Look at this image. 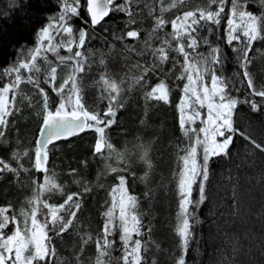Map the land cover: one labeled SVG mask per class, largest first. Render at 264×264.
<instances>
[{"label":"snow or ice","instance_id":"obj_1","mask_svg":"<svg viewBox=\"0 0 264 264\" xmlns=\"http://www.w3.org/2000/svg\"><path fill=\"white\" fill-rule=\"evenodd\" d=\"M31 3L32 0H21L18 7L23 10ZM56 3L57 14L46 18L35 30L34 45L22 50L19 57L0 73V80L6 79L0 83V143L6 142V133L14 123L10 117L22 111L17 98L27 100L28 108L37 104L39 110L36 115L40 124L34 154L24 152L23 156L29 157L31 168L44 174L43 183L33 180L36 185L33 195L27 201V208L21 209L19 214L13 212L11 205H0V264H56L57 261L64 264V257L58 256L54 237L63 238L75 228L78 213L82 210L83 194L91 192L92 187L85 183L82 193L65 194L55 174L49 173V146L92 131L95 133L92 156L107 159L105 150L110 154L113 150L108 130L117 124V113L124 108L122 94L125 89L122 85L125 79L130 78L132 84L146 85L149 73L159 72L167 76L171 69L166 70L164 65L170 60V51L182 57L179 74L173 76L177 81H184L177 105L179 127L191 141L181 149L184 154L180 156L182 166L176 184L178 205L174 228L180 249L175 264H186L185 257L192 240L191 221L195 219L192 210L206 199L205 182L209 180L211 162L217 157L231 156L229 149L236 134L242 135L259 153H264V143L257 142L234 126L235 110L240 104H248L252 112L264 111V106L251 99H264V81L250 70L255 59L254 54L250 55L254 44L264 42V0H207L204 6L196 7H191L189 0H157L156 5H144L151 8L148 14L151 31L144 41V51H137L129 44H124V48L129 53L150 56L151 62L132 64L130 72L132 69L136 72L117 80L107 70L105 59L101 58L99 65L103 66V71L95 84L100 101L105 103L102 109L86 103L82 84V74L91 67L88 55L92 53L86 55L89 29L95 30L113 13H122L128 18V30L114 39L122 43L126 39L139 40L140 31L130 26L137 23V16L141 14L136 10L140 7V0H56ZM38 4L44 9L50 6V0H38ZM249 4L258 6L260 11L250 10ZM157 6L159 14H156ZM173 9L178 14L174 18H165L164 14ZM222 21L226 26L216 39L226 45V49L208 38L220 28ZM169 25L170 31L165 33L160 46L154 47L152 38H159ZM202 30H206L208 35H202ZM202 46L207 47L206 52L199 50ZM61 49L67 55H62ZM229 51L234 54L238 77L225 75ZM261 55L264 56V52ZM239 83L246 87L249 97L246 100L232 95L233 87ZM24 84L34 89V95L24 92L21 87ZM169 94L168 83L160 80L145 91L144 98L168 104ZM202 109L206 110V116H203ZM197 120L202 125L198 129L194 127ZM141 123H146V120H141ZM115 154L123 160V154ZM147 156L145 150L141 159L151 168ZM11 159L16 166L0 157V179L12 174L19 180L22 172L29 171L19 152L13 153ZM123 162L128 163L126 160ZM105 167L111 173L128 170L127 166L122 169L111 165ZM74 173L76 169H70V174ZM116 179L117 183L109 192L110 203L102 214L100 238L95 241V264H112L114 259L120 264H146L145 254L149 245L143 239L144 213L139 199L129 191L126 176L120 175ZM141 179L145 180L146 176ZM194 191H198L196 199L193 198ZM46 193H59L65 198L62 203L53 204L44 199ZM148 195L150 190L146 193ZM196 223H199L198 219ZM146 231L150 234L151 228ZM117 238L121 255L114 257L112 253ZM91 240V235L80 237L68 264H81V254ZM151 264H157V261L153 260Z\"/></svg>","mask_w":264,"mask_h":264},{"label":"trees","instance_id":"obj_2","mask_svg":"<svg viewBox=\"0 0 264 264\" xmlns=\"http://www.w3.org/2000/svg\"><path fill=\"white\" fill-rule=\"evenodd\" d=\"M20 2L21 0H0V73L19 57L22 50L34 45L35 30L42 26L46 18L57 14L56 0H50V6L44 9L40 8L38 0H32L29 7L21 10L18 7ZM206 3L207 0H189L191 7L204 6ZM156 4L157 0H140V7L136 10L141 14L137 16V23L130 26L140 31L139 40L126 39L122 43L114 39L128 30V18L122 13H113L95 30L89 29L86 55L92 53L88 55L91 67L82 74L87 104H95L100 109L105 107V103L99 99L95 84L103 71V66L99 65L101 58L105 59L107 70L117 80L130 77L136 72L135 69L130 72L132 64L151 62L152 58L148 55L127 52L124 44L131 45L137 51H144V41L151 31V17L148 15L151 8L144 5ZM249 9L260 11L258 6L252 4H249ZM156 14H159L158 6ZM176 14L178 11L173 9L164 15L170 19ZM75 22L79 24L78 20ZM225 26L222 21L220 28L208 37L214 44H220L222 49H226V45L216 37L222 34ZM169 31L170 25L159 34V38H152V45L160 46L165 33ZM201 34L208 35L206 30H202ZM256 49L261 51L257 52ZM199 50L206 52L207 47L202 46ZM261 52H264V42L258 41L254 44L253 53H250L255 55L250 70L259 80L264 81V56ZM61 53L67 55L63 49ZM169 55L170 60L164 65L166 70L171 69L167 76L159 72L149 73L146 85L132 84L130 78L125 79L122 85L125 89L122 94L124 108L118 111L117 124L108 130V135L114 152L123 154V160L93 157L95 133L92 131H85L75 138L49 146V173L55 174V179L62 185L65 194L82 193L85 183L92 187L91 192L83 194L82 210L78 213L75 228L63 238L54 237L58 256L64 257V264L72 259L71 254L80 237L86 235H91L92 240L85 246L80 261L81 264H95V241L100 238L104 220L102 214L110 203L111 187L117 183L116 178L120 175L126 176L129 191L139 199L144 213L143 239L149 245L145 254L146 264H151L153 260L157 264H175L179 257V237L174 232L178 205L176 184L182 166L180 156L185 136L179 127L177 105L182 96L184 81H177L173 76L179 74L182 57L173 51ZM228 55L230 60L224 69L225 75L238 77L234 54L229 51ZM49 58L54 59L52 56ZM160 80H165L170 87L168 104L144 98L145 91ZM3 82L6 79L0 80V83ZM236 88L240 90L236 91ZM232 95L241 100L249 98L243 83L233 87ZM251 99L264 106V99ZM38 110L39 106L36 112ZM36 112L24 107L21 114L17 115V120L12 123L14 125L9 126L6 142L0 143V157L16 166L11 157L13 153L19 152L25 168L29 169L28 172L21 173L19 180L12 174L0 179V205H11L15 214L20 213L26 198L33 194V180L43 181L44 174L31 168L29 157L23 156L24 152L34 154L38 128ZM201 112L206 116L205 109ZM12 119L13 117L10 120ZM141 120H146V123L142 124ZM200 124L197 120L194 127L198 129ZM234 126L257 142L264 143V111L252 112L248 104H240L235 110ZM145 150L151 168L141 159ZM229 150L230 157H217L211 162L209 180L205 182L206 199L192 210L195 219L191 221L192 240L185 257L186 264H264V153L252 148L239 134L234 136V143ZM124 160L128 162L127 165ZM84 161L87 163H83ZM105 165L117 169L127 166L128 170L111 173ZM70 169H76V173L70 174ZM145 176L146 179L142 180L141 177ZM149 190L150 195L146 196ZM45 196L44 199L53 204L62 203L65 198L59 193H46ZM193 198H198V191L193 192ZM197 219L199 223H196ZM147 228H151L150 234L147 233ZM112 254L114 257L121 255L118 238ZM112 264L120 262L114 259Z\"/></svg>","mask_w":264,"mask_h":264},{"label":"rangeland","instance_id":"obj_3","mask_svg":"<svg viewBox=\"0 0 264 264\" xmlns=\"http://www.w3.org/2000/svg\"><path fill=\"white\" fill-rule=\"evenodd\" d=\"M61 54H62V53H61ZM62 55H63V54H62ZM63 71H66V69L63 70ZM21 87L24 89V92H25L26 94H28V95H34V89H32V87H31L30 85L24 84V85H22ZM17 100H18V106L21 108V110H22L24 107H26V105H27V103H28L27 100H22L21 97H18ZM37 106H38L37 104H33L32 108H31L33 113L36 112ZM21 112H22V111H21ZM20 114H21V113H18V114H16L15 116H13L12 121L17 120V119H16V118H17V115L19 116ZM10 119H11V117H10ZM12 125H14V124H10V126H12ZM201 126H202V125L200 124L199 127H201ZM190 143H191V141H190L187 137H185V144H184L183 149L186 148ZM0 149H1V147H0ZM183 154H184V153H182V155H183ZM104 155H105V157H107V158H110V157L115 158V159L118 158V157L116 156L114 150H112V151H111V154H110V153H109V150L106 149ZM10 161H11V160H10ZM116 161H117V162H120V160H116ZM40 183H41V182H40ZM35 187H36V185H35Z\"/></svg>","mask_w":264,"mask_h":264},{"label":"bare ground","instance_id":"obj_4","mask_svg":"<svg viewBox=\"0 0 264 264\" xmlns=\"http://www.w3.org/2000/svg\"><path fill=\"white\" fill-rule=\"evenodd\" d=\"M56 15V14H55ZM53 15V16H55ZM37 123H38V128H37V131H36V138H35V141L37 139V136H38V129H39V124H40V118L38 117V120H37ZM82 134V133H81ZM77 137V136H76ZM75 138V137H74ZM72 139V138H71ZM51 146V145H50ZM3 147V146H2ZM41 183H43V181H41ZM34 191V190H33ZM33 195V194H32ZM32 195L28 198H26V200L24 201L23 203V209L27 208V201L32 197ZM46 196H44L45 198Z\"/></svg>","mask_w":264,"mask_h":264},{"label":"water","instance_id":"obj_5","mask_svg":"<svg viewBox=\"0 0 264 264\" xmlns=\"http://www.w3.org/2000/svg\"><path fill=\"white\" fill-rule=\"evenodd\" d=\"M72 138H74V137H72ZM71 139V138H70ZM63 141V140H62ZM60 142V141H59Z\"/></svg>","mask_w":264,"mask_h":264}]
</instances>
